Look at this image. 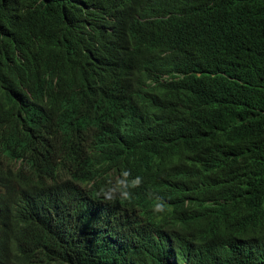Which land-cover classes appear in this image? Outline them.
<instances>
[{
  "label": "trees",
  "instance_id": "trees-1",
  "mask_svg": "<svg viewBox=\"0 0 264 264\" xmlns=\"http://www.w3.org/2000/svg\"><path fill=\"white\" fill-rule=\"evenodd\" d=\"M77 2L0 0V68L34 64L39 81L66 95V113L87 123L88 151L105 141L113 150L130 143L131 157L156 158L157 175L165 173L161 203L177 197L168 205L177 225L167 235L187 264H264V0H166L151 31L175 56L179 75L156 87L157 114L137 123L124 112L93 110L76 60L64 56L74 35L71 52H81L67 23ZM51 50L61 54L57 65ZM101 79L98 89L113 107L120 87ZM0 202L14 217L27 212L3 196Z\"/></svg>",
  "mask_w": 264,
  "mask_h": 264
},
{
  "label": "clouds",
  "instance_id": "clouds-1",
  "mask_svg": "<svg viewBox=\"0 0 264 264\" xmlns=\"http://www.w3.org/2000/svg\"><path fill=\"white\" fill-rule=\"evenodd\" d=\"M165 5L78 0L67 23L81 38V52H71L74 35L64 56L76 60L93 110L124 112L136 123L157 114L151 95L179 75L175 56L152 36ZM11 51L16 57L14 46ZM50 56L53 64L60 62L58 50ZM39 72L31 62L0 68V196L27 210L14 217L0 202V264H99L97 255L104 264H187L167 235L166 228L177 225L170 218L175 205L168 206L177 197L161 203L165 173L157 175L156 158L131 157L130 143L113 150L105 141L88 151L81 138L87 123L78 126L76 116L66 113V95L39 81ZM101 78L120 87L113 107L98 89Z\"/></svg>",
  "mask_w": 264,
  "mask_h": 264
}]
</instances>
